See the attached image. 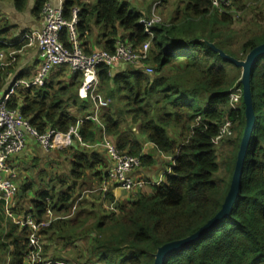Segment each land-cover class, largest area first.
Here are the masks:
<instances>
[{
	"label": "trees",
	"instance_id": "1",
	"mask_svg": "<svg viewBox=\"0 0 264 264\" xmlns=\"http://www.w3.org/2000/svg\"><path fill=\"white\" fill-rule=\"evenodd\" d=\"M176 1L182 7L176 12H182L181 18L177 15L168 23L156 25L152 37L139 24L143 16L130 11L120 0H98L95 5L64 0L62 5L67 21L74 7L80 9L75 31L88 55L94 29L100 32L96 45L109 53L118 40L134 49L150 42L146 63L152 66L153 76L126 65L114 70L100 68V90L112 104L101 115L99 132L111 138L120 153L140 158L142 166L152 159L141 155L138 135L174 161L172 174L166 175L153 194L138 196L128 209H121L118 218L110 213L81 232L79 225L56 221L39 232L49 243L84 240L87 260H93V264H153L160 247L188 238L212 220L230 190L246 123L243 98L242 111L234 110L229 95L235 90L241 93L242 70L224 61L210 45L238 61L245 60L264 44V13H253L250 26L255 30L241 32L234 28L237 20L233 14L211 11L207 0ZM47 3L36 0L32 14L40 18ZM25 6L24 0H15L17 12ZM233 8L245 11L244 0H233ZM4 33L0 29V38ZM1 42L0 52L6 50ZM70 75L67 69H60L50 75L43 88L17 90L7 107L19 109L39 134L47 130L65 134L78 127L82 142L92 143L97 138L94 123L79 121L66 111L78 106L83 112L91 104L77 97V78L69 84L58 82L60 77ZM250 87L256 126L231 212L200 240L173 253L165 264H264V55L255 62ZM72 91L76 92L71 95ZM226 120L233 124L236 135L219 143L225 142L229 149L225 159L228 178L217 184L213 181L219 172L214 140ZM88 158L83 153L77 155L71 162L69 183L59 181L56 193L44 192L31 202L30 210L14 214L31 215L40 221L48 209H64L74 199L83 171L99 163L95 157L91 161ZM28 235L27 229L8 223L6 233L0 235L2 264H25Z\"/></svg>",
	"mask_w": 264,
	"mask_h": 264
},
{
	"label": "built area",
	"instance_id": "2",
	"mask_svg": "<svg viewBox=\"0 0 264 264\" xmlns=\"http://www.w3.org/2000/svg\"><path fill=\"white\" fill-rule=\"evenodd\" d=\"M165 0H156L153 11L156 6H160ZM210 9L220 15L235 13L232 10L233 0H207ZM152 11V17L149 19L141 18L139 24L144 28L147 35L152 37V32L156 25L163 21ZM80 9L74 7L71 10V19L67 21L63 17L62 9L47 3L41 10L43 20V29L40 33L25 34L20 39V44L27 42V47H34L37 50V56L40 58L39 69L34 76L28 80L15 79L8 90L3 94L0 102V203L6 210L7 216L15 226L29 231L28 249L25 255V264H44L41 261V241L39 232L48 228L52 224V219L44 218L50 215V209L46 211L43 219L36 221L31 215L24 217H14L10 212V206L18 194V188L14 184V174L8 167L9 159L22 152L26 147V135L33 138L36 143L46 152L51 150L65 151L77 143L85 146L79 135L77 128H71L67 133H59L55 130H47L39 134L33 129L27 120H25L19 109H8L7 103L19 89H40L47 83L50 73L56 70L67 69L72 76L81 75V83L77 91V97L82 102H97L95 113L87 120H92L99 126L97 112L106 110L110 105V100L101 98L99 95L100 81L99 70L101 67L114 70L120 65L131 66L151 77L154 75L152 66L145 64L149 58L150 42L144 43L137 49L132 48L125 41L118 40L114 51L109 53L105 50H96L89 55L83 53V48L78 42V36L75 31L79 23L78 15ZM67 31V43L71 48H67L61 39V32ZM101 98V99H100ZM241 99L239 90L233 91L229 95V104L235 110V106ZM233 135V124L226 120L219 129V134L214 140L216 146L219 143ZM103 147L110 162L104 179V185L99 187L96 192L99 194L107 193V184L115 186L116 189L128 193L145 188L148 185L158 186V183L148 184L146 181L136 177L137 171L141 168L140 158L133 157L125 153H120L114 144L103 141ZM172 174V167L166 175ZM9 176V178L6 177ZM48 264V263H47ZM76 264V263H74Z\"/></svg>",
	"mask_w": 264,
	"mask_h": 264
},
{
	"label": "crops",
	"instance_id": "3",
	"mask_svg": "<svg viewBox=\"0 0 264 264\" xmlns=\"http://www.w3.org/2000/svg\"><path fill=\"white\" fill-rule=\"evenodd\" d=\"M24 1L27 6L29 4V10H26L25 6L22 12H17L15 9V0H13L12 5L6 7L5 13L2 11L0 13L4 15V17H1L3 20L0 21V29L5 32L3 37L0 38V42L2 41L1 43L6 46V50L0 52V57L3 60L4 53L9 52V59L15 53H19L21 58L20 64L14 66L13 69L11 67L9 68L7 64L4 65L9 68L6 70L10 71V73H8L6 77L0 76V102L3 94L8 90L15 79L28 80L26 78L31 77L30 75L34 76L37 72H35V70L37 69L38 62L34 60L37 56L36 48L27 47L26 41L20 44V39L25 34L40 33L44 24L41 17L37 18L32 14V8L36 0ZM48 3L62 9L64 0H48ZM14 33V39L9 40ZM98 39H93V42L90 44L89 47L91 48V52L100 50V47L96 45ZM12 59L14 58L12 57ZM35 63L36 69L33 66ZM123 66L124 65H120V67ZM56 71L58 72V70ZM56 71H54V73H56ZM72 78L76 79V77L72 75L69 77H60L58 82L69 84L72 83ZM75 92L76 91H72L71 95ZM97 102L98 100L95 102L91 101L93 106H95ZM66 111L79 119V121L82 119L87 120L88 117H92L95 113V110L93 114H90L89 110L82 112L79 110L78 106L68 107ZM103 113V111L97 112L99 126L96 125L94 121L90 120L97 127L96 140L92 143H84L85 146H80L75 143L72 150L68 152L63 153V151L57 150L46 152L33 138L30 137L28 140L26 139L25 149L19 154L12 156L8 161L9 170L15 176L13 180L14 184L18 188V199L15 198L10 206V212L14 217H24L23 215L14 214V212L19 210H30L31 202L36 201L40 194L44 192L50 194L56 193L60 186L59 181L62 180L69 183L71 162L74 161L77 155L82 153L86 157H89V160L95 157L99 163L96 164L92 170L83 171L84 178L78 184L75 197L70 204L59 211L50 209L51 214L47 216L45 214L46 217L43 216L46 219H52V223L56 221L71 222L79 225L78 232H81L84 230L83 228H91L98 219L101 220L110 213H113L114 217L118 218L122 213L121 209H128L138 196L153 194L154 188L157 186L154 187L152 185L128 193L116 189L115 186L111 184H107L106 194H99L96 192L99 187L104 185L105 182L104 180L101 181V177L107 173L110 167L109 159L103 147V141L106 140L108 143L114 144L111 138L106 136L103 132H99V127L101 129V115ZM126 130L127 129H125V131ZM135 132L136 130H134V133ZM137 137L141 143V155L149 156L152 161L149 165H141V168L137 171L136 177L146 181L148 184L158 183L160 185L165 181L167 171L174 165L173 157L160 154L152 144L145 142L143 137ZM169 163H171V165ZM6 177L9 178L8 175H6ZM80 189H85V191L88 190L86 192H89L90 195L87 196L88 198L84 202H81L83 196L79 197L81 194ZM29 195H31V197ZM8 223L14 225L12 220L7 216L5 206L0 203V235L3 236L6 233ZM41 248L40 258L44 264H62V260H71V257L77 256V254H86L87 252L84 240L69 244H65L64 242L55 243L54 241L49 243L46 241V237H44L41 241ZM90 261L92 263H90ZM90 261L86 259V262L90 264L94 263V261Z\"/></svg>",
	"mask_w": 264,
	"mask_h": 264
},
{
	"label": "rangeland",
	"instance_id": "4",
	"mask_svg": "<svg viewBox=\"0 0 264 264\" xmlns=\"http://www.w3.org/2000/svg\"><path fill=\"white\" fill-rule=\"evenodd\" d=\"M12 1L13 0H0V13H1V11L3 13H5L6 7H10L12 5ZM81 1L84 3H87V4H91V5L94 4L95 5L98 0H81ZM120 2H121V4H125L129 8V10L134 12L135 14H141L144 18H148V17L151 18L153 6H154V3L156 2V0H120ZM244 5H245L246 9L243 12L235 11L234 8L232 7L233 12H235V13L234 14L231 13V15L233 14L235 19L237 20L234 28L236 30L241 31V32H244L245 30H248V29L253 31V30H255V28L250 26V25H252V23L250 22V19L253 16V13H255L256 15L259 14L260 11L264 13V0H244ZM28 7H29V4H28V6L26 5V10H29ZM179 7L182 8L181 6H179V3H177L176 0H166L165 3L161 4L160 6L155 7L153 14L158 16L163 21V23H168L169 21H172L175 19V17H177L178 14L176 12H177V9H179ZM3 13L0 14V21L3 20V19H1V17H4ZM181 14H182V12L178 15L177 18H179V17L181 18ZM93 31H94L93 38L98 39L100 32L98 30H95V29ZM14 35H15V33L12 35L13 38L11 37L9 40H13ZM60 36H61V39H63V41L62 40H60V41L62 43L64 42L66 47L70 49L71 45H69L67 43V31L66 30L62 31ZM241 41H243V40H240L238 43H236V46H233L234 50L237 49V47ZM99 49L102 50L101 47ZM8 53L9 52L4 53L3 60L0 57V76H2V77H4V76L6 77L7 74L10 73V71L6 70L8 67L9 68L11 67L13 69L14 66H16L17 64H20V62H21V58H20L19 53L13 54L12 57L14 59H12L11 55H10L11 58L9 59ZM83 53L85 55H88L86 52H84V49H83ZM34 60L36 62H38L37 69H36V63L33 65L34 68L36 69L35 70V72H36L39 69V63L41 62V60L38 56H36L34 58ZM6 64L8 65V67L4 66ZM145 64H147V63L145 62ZM127 67L134 69L131 66H127ZM51 74L52 73H50V75ZM50 75H49V77H50ZM30 76L32 77V75H30ZM49 77H48L46 82H48ZM73 77L77 78V81L80 85L81 79H82L81 75L78 74L77 76H73ZM229 78H230V75H229ZM241 94H242V91H241ZM99 95L101 96V98L107 97V94L102 90H99ZM241 101H242V96H241V99L239 100V103L235 106V110H237V109L241 110L242 109ZM110 104H112V103L110 102ZM96 106H97V103H95V106H93L92 103L90 104V106H88V110H89L90 114L94 113ZM71 111H74V110H71ZM105 111L106 110H104L103 112H105ZM235 135L236 134L233 133V135L231 137H233ZM138 136L140 138H142L141 135H138ZM26 138L28 140L30 137H28L26 135ZM216 149L218 151L217 162H218V166H219V172L216 176L213 177V181L218 184L219 180H223V179L228 178V174L225 171V159H226V157H228L229 149L225 146V142L224 143L222 142L221 144H219L216 147ZM59 154H61V153H59ZM169 164L171 165V163H169ZM86 191H88V190H86ZM86 191H85V189H80L81 194L79 197L83 196L81 202H84L88 198L87 196H90L89 192H86ZM94 194H98V193H94ZM29 196L31 197V195H29ZM87 254H88L87 252H86V254L85 253L84 254H77V256L75 255L74 257H71V260H62V262H63L62 264H74V263L85 264L86 259H87ZM90 263H92V262L90 261ZM90 263H88V264H90ZM0 264H2V262H0Z\"/></svg>",
	"mask_w": 264,
	"mask_h": 264
},
{
	"label": "water",
	"instance_id": "5",
	"mask_svg": "<svg viewBox=\"0 0 264 264\" xmlns=\"http://www.w3.org/2000/svg\"><path fill=\"white\" fill-rule=\"evenodd\" d=\"M210 47L218 52L219 56L224 60L235 67H238L242 70L240 84L242 86V98L245 107L244 115H245V130L243 133L242 142L240 145V151L238 154V159L235 166L234 175L232 178L230 190L227 194V197L222 205L221 210L218 214L210 220L205 226L200 228L196 233L189 236L186 239L168 243L163 245L157 250V253L154 257L153 264H165L168 258L175 252H178L186 247L194 244L196 241L200 240L206 234H208L218 223H220L223 219L227 218L231 212L232 206L237 199L240 187H241V179L243 174L244 162L248 154L249 146L252 140L253 131L256 126L255 113L252 104V96H251V76L254 70L256 60L264 55V44L253 49L243 61H238L222 51H219L215 48L214 45H210Z\"/></svg>",
	"mask_w": 264,
	"mask_h": 264
}]
</instances>
